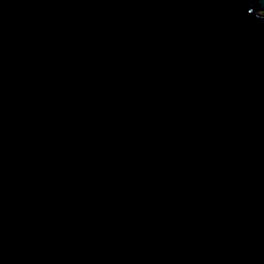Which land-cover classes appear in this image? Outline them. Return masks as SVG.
I'll use <instances>...</instances> for the list:
<instances>
[{
    "label": "water",
    "instance_id": "water-1",
    "mask_svg": "<svg viewBox=\"0 0 264 264\" xmlns=\"http://www.w3.org/2000/svg\"><path fill=\"white\" fill-rule=\"evenodd\" d=\"M0 264H264V0H0Z\"/></svg>",
    "mask_w": 264,
    "mask_h": 264
}]
</instances>
